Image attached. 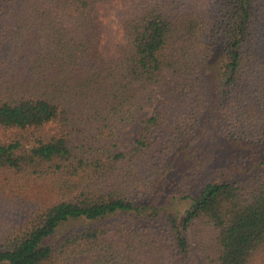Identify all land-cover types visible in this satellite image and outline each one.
Listing matches in <instances>:
<instances>
[{"label": "trees", "instance_id": "obj_1", "mask_svg": "<svg viewBox=\"0 0 264 264\" xmlns=\"http://www.w3.org/2000/svg\"><path fill=\"white\" fill-rule=\"evenodd\" d=\"M115 1L0 0V264H264V169L159 204L216 118L264 142V0H142L108 55Z\"/></svg>", "mask_w": 264, "mask_h": 264}, {"label": "rangeland", "instance_id": "obj_2", "mask_svg": "<svg viewBox=\"0 0 264 264\" xmlns=\"http://www.w3.org/2000/svg\"><path fill=\"white\" fill-rule=\"evenodd\" d=\"M142 0H116L102 10L103 49L112 54L116 45L122 42L121 17L133 10ZM219 62L213 60L207 66V74L214 76L219 69ZM164 97L160 92L152 94L150 105L141 113V118L150 117ZM212 134L196 148L183 152L173 159L171 172L165 185L161 186L159 204L169 205L170 211L177 215L187 209L193 198L201 191L206 183L242 180L258 169H264V142L238 141L225 135L220 127L218 118L215 119ZM140 125L128 127V133L135 138ZM10 212L13 213L12 208ZM12 218H15L13 216ZM116 218V217H115ZM115 218L104 221L86 219L71 220L58 230L52 242L83 229L92 228ZM199 257V264H205Z\"/></svg>", "mask_w": 264, "mask_h": 264}]
</instances>
